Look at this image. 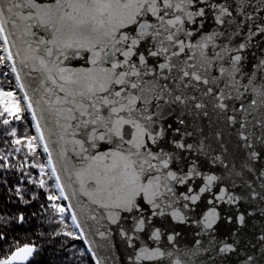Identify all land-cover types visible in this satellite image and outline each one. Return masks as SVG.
<instances>
[{
    "label": "snow or ice",
    "instance_id": "obj_1",
    "mask_svg": "<svg viewBox=\"0 0 264 264\" xmlns=\"http://www.w3.org/2000/svg\"><path fill=\"white\" fill-rule=\"evenodd\" d=\"M0 77V264H264V0H0Z\"/></svg>",
    "mask_w": 264,
    "mask_h": 264
},
{
    "label": "trees",
    "instance_id": "obj_2",
    "mask_svg": "<svg viewBox=\"0 0 264 264\" xmlns=\"http://www.w3.org/2000/svg\"><path fill=\"white\" fill-rule=\"evenodd\" d=\"M0 81L3 82L4 86L7 87V80L3 77H0ZM12 127H16L18 131L17 137L11 136V128H5V126L0 123V164L8 163L9 165H15V167L10 168V171L7 175H5L4 168H0V211L3 210L5 203L7 202L8 196L10 195L9 189H12V194L14 195L15 187L17 182L19 181V177L22 174H27L33 176L34 179L43 178L46 181L48 180V175L43 177L40 176V170L35 168L34 165L36 163H44V159L41 156V153L44 154L41 150V146L38 145L37 152L35 154L28 151L26 144V140H20L19 145H13L12 140L17 139L20 136L24 135H34L31 131V128L27 133H25V128L28 127L24 122H16L10 121ZM7 141V143H5ZM16 147H21V151L19 153L15 152ZM40 150V152H39ZM25 155L28 156V159H25ZM4 156H8V161L4 160ZM47 158V157H46ZM47 160V159H46ZM23 164V170L20 169V165ZM49 171V170H46ZM50 174V172H49ZM33 190H35L36 186L33 185ZM46 201V193L43 189H40L38 199L34 202V205L28 211L31 212L39 208L41 203ZM63 203L66 204L65 201ZM8 207L12 208L13 211L15 210V205L9 204ZM10 214V213H9ZM68 224H71V221H68ZM69 230H72L69 228ZM17 231H22V229H18ZM71 242L77 243L78 247H84L86 249L85 244L82 240H78L77 238H68ZM40 243L39 240L36 241ZM0 247H3L0 245ZM54 251V249H52ZM49 250H45V254L42 257H39L41 260V264H48L49 260L55 259L57 264H60V261L63 257H53L48 255ZM3 252H0V255H3ZM90 255V254H89ZM86 264H95L94 260H87Z\"/></svg>",
    "mask_w": 264,
    "mask_h": 264
},
{
    "label": "water",
    "instance_id": "obj_3",
    "mask_svg": "<svg viewBox=\"0 0 264 264\" xmlns=\"http://www.w3.org/2000/svg\"><path fill=\"white\" fill-rule=\"evenodd\" d=\"M66 202V204H67V201H65ZM91 238V237H90ZM117 244H118V242H117ZM85 246H86V248H87V245L85 244ZM107 255V252H106V250L104 249V248H100V249H98V256L101 258V262H102V264H103V259H104V257ZM117 255H120V252H117Z\"/></svg>",
    "mask_w": 264,
    "mask_h": 264
},
{
    "label": "rangeland",
    "instance_id": "obj_4",
    "mask_svg": "<svg viewBox=\"0 0 264 264\" xmlns=\"http://www.w3.org/2000/svg\"><path fill=\"white\" fill-rule=\"evenodd\" d=\"M11 80H12V85L14 86L15 85V79H14V77H11ZM30 120V119H29ZM31 131H32V133L34 134V135H36V133H35V129H34V127H32L31 128ZM39 152H40V150H39ZM41 156H42V158L44 159V163H46L47 162V156H46V154H42L41 153Z\"/></svg>",
    "mask_w": 264,
    "mask_h": 264
},
{
    "label": "built area",
    "instance_id": "obj_5",
    "mask_svg": "<svg viewBox=\"0 0 264 264\" xmlns=\"http://www.w3.org/2000/svg\"><path fill=\"white\" fill-rule=\"evenodd\" d=\"M30 119V117H28V120ZM30 121V120H29ZM41 146V150H42V152H43V147H42V145H40Z\"/></svg>",
    "mask_w": 264,
    "mask_h": 264
}]
</instances>
